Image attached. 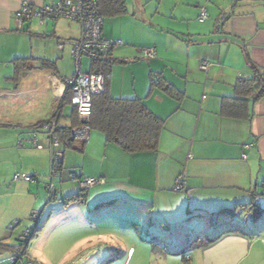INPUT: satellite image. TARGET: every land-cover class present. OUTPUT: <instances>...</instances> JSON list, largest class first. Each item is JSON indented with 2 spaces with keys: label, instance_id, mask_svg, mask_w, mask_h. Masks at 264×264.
Instances as JSON below:
<instances>
[{
  "label": "crops",
  "instance_id": "0c3cea01",
  "mask_svg": "<svg viewBox=\"0 0 264 264\" xmlns=\"http://www.w3.org/2000/svg\"><path fill=\"white\" fill-rule=\"evenodd\" d=\"M24 1L38 6L59 0H0V138L21 148L44 122L56 120L58 129L74 127L73 108L65 100L68 89L62 82L74 72L71 46L59 50L58 44L73 42L80 32L78 24L67 19L40 25L32 18L18 29L17 12ZM163 1L157 2L154 12L152 44L115 34L112 27L104 28L105 19L102 28L106 38L124 40L111 51L114 62L109 66L107 92L114 99H140L164 119L157 149L127 153L116 143H105L102 134V138L92 135L94 131L87 143L65 148L78 153L76 171L68 170L104 183L85 191L84 202L69 204L80 212L69 229L56 228L90 247L82 250L73 242L45 252L49 258H42V263L31 257L32 239L26 253L40 264H74L94 246L101 251L99 236L121 226L139 227L136 218L144 205L152 208L146 218L154 212V221H149L154 233L175 238L151 237L153 246L167 250L165 264H264V97L248 98L247 108L233 116L221 113V101L234 95L236 80L252 76L244 53L264 74V0H172L166 13L160 9ZM200 7L208 16L203 22L198 20ZM143 47H154L155 58L143 60ZM15 59L28 61L16 69ZM202 60L210 64L206 72L199 70ZM156 75L182 98H170L159 90L150 93V80ZM39 138L43 149L21 151L23 162L10 171L12 178L20 172H39L46 175L36 182L45 183L49 149L42 131ZM180 175L187 191L174 193ZM54 183L62 199L79 192L76 183L58 178ZM252 191L258 195L256 207ZM142 193L151 194L152 205L139 198ZM6 209L2 207L0 216V260L11 255L15 245L4 229L11 222ZM255 211L259 215L254 217ZM192 244L196 248L188 251ZM186 251L189 260L182 256Z\"/></svg>",
  "mask_w": 264,
  "mask_h": 264
},
{
  "label": "rangeland",
  "instance_id": "374dc122",
  "mask_svg": "<svg viewBox=\"0 0 264 264\" xmlns=\"http://www.w3.org/2000/svg\"><path fill=\"white\" fill-rule=\"evenodd\" d=\"M158 1L159 0H125L126 9L129 10L128 14L105 19L104 28L110 26L114 29V32L117 35L120 33L123 36H132L133 39L140 41L149 40L150 44H152L154 43V12L157 8ZM171 3L172 0H164L160 9L166 13L168 10L167 8H169ZM129 18H134L136 22L134 23ZM120 40L123 45L124 40ZM82 64L83 71H86L88 62L83 60ZM4 108L5 107L3 106L2 109ZM34 129L32 131H34ZM93 134L102 138L100 133L94 131L92 135ZM2 135H5V132H2ZM4 138L5 137L0 138V170L2 171L0 174V216L3 213L2 207H7L4 212L5 216L9 217L11 222L20 221V225L17 226L12 233L8 230V225L11 222L5 226L4 229L7 235V240L15 243L16 235L20 233L23 228L32 226V223L28 219L30 212L32 210H41L42 213L38 223V226H41L40 232L37 233L36 237L32 240L33 244L29 250L31 257L36 256L38 259H41V262L43 263L42 258L44 260L49 258L46 254L47 252L50 253V250H59L61 249V246H67L69 244L73 245V242H77L75 246L81 247L82 250L89 248L90 246L82 247L84 240L79 242L77 239L70 238V235L66 233H59L56 231V228L61 225H68V229L71 227L72 219L80 215L78 210L79 207L77 205H69L68 207L62 206V198L58 193L55 201L45 204L46 198L43 190V181L34 183H17L12 180V173H10V171L17 168L22 164L21 162H23V158L20 156L21 151L32 150V148L29 144H24L22 148L18 147L16 146V143L8 142L6 139L3 140ZM38 140H40V138ZM64 152L67 166L63 167L65 169H73L74 167V170L76 171L75 167L76 163H78V159L76 160L75 156L78 153L70 149H66ZM35 173L40 177L46 175L39 172ZM72 183L76 185L75 182H69V184ZM139 198L150 201L149 203L152 205L151 200L153 197L150 193H142V196ZM28 208L30 210L26 212V209ZM144 208L145 209H142L136 218L139 227L135 228L126 225L110 232V235L101 234L99 236L103 244L100 248L101 251L97 250L99 246L90 248V253L87 256L83 255L78 258V264H122L129 248H132V251L130 257L125 260L124 264H165L166 259L169 258L167 257V250L164 251L162 248L153 246L152 243H150L152 240L151 237H153L154 234H157L158 236H161L162 239H165V241H175V238L174 236H164L157 232L154 233L155 228L152 226L153 224L149 222L154 221L153 218H151V216L154 217V212L150 213V216L146 218L147 209L149 208L148 210L150 211L152 208L150 206L147 207L146 205H144ZM84 213L87 214L86 211H84ZM38 236H40L39 239H37ZM36 239L39 241L36 242ZM119 241L121 242V246L117 245ZM143 241H146L147 243L144 244ZM172 256L178 257V255L175 254Z\"/></svg>",
  "mask_w": 264,
  "mask_h": 264
},
{
  "label": "built area",
  "instance_id": "2783aa9c",
  "mask_svg": "<svg viewBox=\"0 0 264 264\" xmlns=\"http://www.w3.org/2000/svg\"><path fill=\"white\" fill-rule=\"evenodd\" d=\"M204 7L199 8L198 20L203 22L207 19ZM36 19L40 25H46L59 19H67L76 22L79 26V37L73 42H60L58 49L62 50L64 45L71 46V57L73 60L74 72L69 78H63L62 82L70 92L69 104L76 111L77 124L70 129L64 144L74 142L87 143L90 139L89 119L91 115V99L104 91L103 75L99 71H93L95 65L104 64L111 60L113 48L121 46V40H111L103 35V18L100 13L98 0H59L51 4L32 5L22 2L17 12V28L21 29L24 22ZM143 60L149 61L155 58L156 50L154 47H143L140 49ZM89 61V70H82V60ZM210 64L202 60L199 70L206 72ZM38 130L46 136L49 149V168L48 174L43 185L46 203H51L56 198L57 187L54 178L60 182H75L79 190L87 191L90 188L103 184L104 180L99 178L82 177L74 171L63 167V146L57 137L56 120L44 122L35 127L27 138L29 146L36 150H42L43 146L38 140ZM21 142L18 143L20 145ZM37 173H16L13 175L14 182L34 183L39 180ZM174 193L186 192V183L182 180V175L178 176L172 187ZM264 192V186H263ZM253 205L257 206L258 195L252 191L250 193ZM42 211L32 210L29 215L31 227L23 228L16 235L15 248L11 255L0 260V264H40L37 260L30 258L26 253V248L30 243L33 229L38 226ZM20 221L11 222L8 230L12 233ZM192 244L188 251L196 248ZM188 251L182 253L185 260H189ZM78 264V262L74 263Z\"/></svg>",
  "mask_w": 264,
  "mask_h": 264
},
{
  "label": "trees",
  "instance_id": "16d2710c",
  "mask_svg": "<svg viewBox=\"0 0 264 264\" xmlns=\"http://www.w3.org/2000/svg\"><path fill=\"white\" fill-rule=\"evenodd\" d=\"M100 13L103 19L119 17L127 14L125 0H98ZM244 59L252 71L249 79H238L233 85L234 95L225 97L221 101V113L226 116H233L235 111L247 108L248 98L255 95L256 99L264 97V74L251 62L248 55L244 53ZM28 59H15L14 65L17 68L25 65ZM114 61L95 65L93 71H99L103 75L104 91L95 95L91 99V115L89 126L91 131L99 132L103 135L105 143H116L124 152L138 153L145 151H155L158 146L159 137L164 129V119L151 113L140 99H114L107 92L109 66ZM46 65V63H43ZM159 90L170 98L180 100L182 93L169 85L160 75L152 77L150 80V93ZM69 90L66 91L65 100L69 104ZM73 125L76 124V111L72 109ZM70 128H57V136L63 149L70 147L65 145ZM84 144V143H83ZM63 164V163H62ZM68 170V169H67ZM74 171V170H71ZM75 172V171H74ZM57 195V193H56ZM85 191L79 190L78 194L70 195L61 200L62 206L71 203H81L85 200ZM56 200V198H55ZM54 200V201H55ZM253 207H256L253 205ZM251 207V209H254ZM259 215L255 211L254 217ZM41 226L33 229L30 241L35 237ZM2 241H0V244ZM15 245L13 246V250Z\"/></svg>",
  "mask_w": 264,
  "mask_h": 264
},
{
  "label": "snow or ice",
  "instance_id": "6c2138e0",
  "mask_svg": "<svg viewBox=\"0 0 264 264\" xmlns=\"http://www.w3.org/2000/svg\"><path fill=\"white\" fill-rule=\"evenodd\" d=\"M90 239H94V238L90 237Z\"/></svg>",
  "mask_w": 264,
  "mask_h": 264
}]
</instances>
